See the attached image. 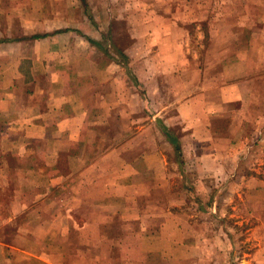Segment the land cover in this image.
<instances>
[{
    "label": "crops",
    "instance_id": "1",
    "mask_svg": "<svg viewBox=\"0 0 264 264\" xmlns=\"http://www.w3.org/2000/svg\"><path fill=\"white\" fill-rule=\"evenodd\" d=\"M86 1L0 0V264H171L167 247L206 246L209 251L215 244L214 228L206 223L200 227L206 235L194 234L197 224L176 215L187 193L173 190L168 175L157 170V165L165 168L166 159L152 160L146 153L151 149L127 158L125 152L134 149L133 137L121 142L112 139V120L133 118L139 107H146V100L127 81L124 64L117 59L121 50H105L102 40L107 34L90 26L94 22L102 29L114 15L108 8L87 15L82 7L78 9ZM146 1L159 12L143 17L142 34L130 37L146 38L149 45L166 35L168 21L176 26L205 21L208 18L200 16L198 9L213 6L212 0ZM228 1L221 5L229 6ZM234 1L240 6L264 5V0ZM169 4L177 10L190 8V16L166 15ZM241 36L244 39L247 33ZM259 51L264 53L262 48ZM175 63L167 67L176 71ZM239 63L254 64L249 57ZM259 65L256 62V72L241 81L216 85L220 93L207 108L203 102L199 106L200 99L206 100L199 91L180 98L175 106L192 143L206 142L204 150L209 147L208 156L223 168L224 183L236 180L228 163L239 145L238 131L231 135L230 123H210L202 114L207 111L210 118L225 119L229 106L237 103L238 112L250 119V111L261 106L264 98L237 94L236 88L258 91L257 86H264ZM142 82L151 102L152 85L158 89V84L151 78ZM160 112L144 114L147 122L138 126V133L146 131L156 117H166V112ZM224 135L228 139L223 138L220 148L212 144ZM183 137L179 138L181 151L193 152L197 158L195 145L186 148ZM140 158L143 163L137 164ZM252 170L240 177L238 188L224 190L228 200L223 201L235 200L234 213L253 218L251 235L260 248L264 170ZM209 209L217 213L216 207ZM210 254L206 264H218L216 255ZM195 260L197 264L195 257L191 261Z\"/></svg>",
    "mask_w": 264,
    "mask_h": 264
},
{
    "label": "rangeland",
    "instance_id": "2",
    "mask_svg": "<svg viewBox=\"0 0 264 264\" xmlns=\"http://www.w3.org/2000/svg\"><path fill=\"white\" fill-rule=\"evenodd\" d=\"M170 1L173 4L175 0ZM222 1L224 0H212L213 6L198 9L200 16L208 18L205 21L178 22L177 26L168 21L166 35L163 34L160 38L150 40L151 45L146 38L130 37L131 33L138 36L142 34L143 17L148 15L152 17L159 12L157 7L152 5L149 7L146 0H87L80 3L83 6H77L78 9L82 7L85 13L92 17L107 8L108 13L112 12L114 19L102 29H99L100 25L94 22L90 26L107 34V38L102 40L105 50H111L114 53L121 50L122 53L118 54L117 59L124 64L123 71L127 76V81L134 84L141 99L146 100L144 101L146 107H139V112L138 110L134 112L133 118L112 120V128L115 132L112 139L117 138L121 142L133 137L134 149L125 152L127 158L139 157L146 150L151 149V152L146 153L151 154L152 160L155 161L159 157L166 159L165 168L157 165V170H163V174L168 175L173 182V190L183 189L187 193L186 203L176 215L179 217L182 215L183 220L189 219L191 223L197 224L194 227L196 230L193 228L194 234L206 235L207 231L200 229L206 223H209L215 230L214 240H212L215 243L214 248H210L209 251L206 246L186 250L167 247L166 252L171 259V264H196V260L191 261L194 257L198 260L197 264H206L208 259L206 256L209 253L211 257V252L216 255L218 264H264L262 257L264 256V244L260 248L256 246L251 235L250 228L254 224L253 218L245 214L234 213L236 209L232 206L235 200L226 203L228 199L224 194V190L238 188L240 177L248 175L253 171L252 168L264 170V103L250 111L251 117L248 120L238 112L237 103L229 106L230 110L228 115L225 114V119L222 116L210 118L211 114L207 111L203 114L200 112V115L202 114L210 123H230L231 135H234L235 130L238 131L236 137L239 145L231 152L229 157L231 164L228 163L231 166L228 170L232 169L231 175L236 180H232L230 184L227 180L224 183L223 168L216 165L209 157L210 152L207 151L209 147L204 150L207 143H192L191 137L186 135V132H189L188 126L176 116L175 106L180 98L188 96L191 92L199 91L200 97H206V100L200 99L199 106L201 108L203 102L207 108L212 105V98L220 93L218 92L220 87L217 89L216 85L235 83L248 77L256 72V62L261 64L258 67V75L264 76V53L259 51L261 48L264 50V5L240 6L236 4L238 1L229 0V6H222ZM175 8H177L176 5L169 4L166 8V15L171 16L174 13L176 15L178 12L180 18L184 14L190 16V8L182 7L180 10ZM210 30H212V36ZM242 33H247L246 38L241 39ZM240 46L242 49L239 48ZM248 48H250L249 51ZM175 50H177L176 54H172ZM218 52L220 54H217ZM208 54H212L213 57L210 55L212 58L209 59ZM246 57H249V61L254 64L239 63ZM231 60L237 62L221 67L220 64ZM174 62L177 63L176 71L167 67ZM150 78L158 84V89L156 85H152L151 102L142 82ZM261 80H264V77ZM257 90L249 87L236 88L237 94L242 91L247 96L264 98V86H257ZM160 110L166 112V117L165 115L156 117L153 122L146 125L148 128L146 131L138 133V126L147 122L144 114H154ZM257 114H259L258 117H256ZM252 122L253 126L250 124ZM159 125H166L171 129L176 134L178 142L179 138L182 139L184 136L185 147L190 148L194 144L199 156L196 158L193 152L181 151V158L178 161L174 146L159 134ZM241 125L244 129L243 133L239 130ZM116 130L119 132L117 135ZM258 132L260 135H257ZM223 138L228 139L225 135L221 138L217 136L212 140V144L218 143V148H220L219 146L225 142ZM141 158L137 164L143 163ZM219 194H222L221 198H216ZM223 198L226 200L223 201ZM3 199L1 201L6 202V199ZM211 207H216L217 213H210L209 208ZM210 229L209 233H211ZM123 252L127 251L123 250Z\"/></svg>",
    "mask_w": 264,
    "mask_h": 264
},
{
    "label": "trees",
    "instance_id": "3",
    "mask_svg": "<svg viewBox=\"0 0 264 264\" xmlns=\"http://www.w3.org/2000/svg\"><path fill=\"white\" fill-rule=\"evenodd\" d=\"M158 129L166 137V139L174 146L175 156L176 159H178L179 161V159L181 158V149L176 134H174V132L171 129H168L164 125H159Z\"/></svg>",
    "mask_w": 264,
    "mask_h": 264
}]
</instances>
